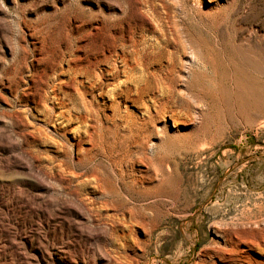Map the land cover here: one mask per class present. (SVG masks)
Here are the masks:
<instances>
[{
    "label": "rangeland",
    "instance_id": "rangeland-1",
    "mask_svg": "<svg viewBox=\"0 0 264 264\" xmlns=\"http://www.w3.org/2000/svg\"><path fill=\"white\" fill-rule=\"evenodd\" d=\"M263 221L264 0H0V264H222Z\"/></svg>",
    "mask_w": 264,
    "mask_h": 264
},
{
    "label": "bare ground",
    "instance_id": "bare-ground-1",
    "mask_svg": "<svg viewBox=\"0 0 264 264\" xmlns=\"http://www.w3.org/2000/svg\"><path fill=\"white\" fill-rule=\"evenodd\" d=\"M95 26V25H94ZM105 26V25H104ZM96 27H97V25H96ZM102 28V27H101ZM98 30V29H97ZM96 30V31H97ZM99 31V30H98ZM90 32H93V31H90ZM101 32V31H100ZM88 35V34H87ZM94 35V34H93ZM111 35V34H110ZM82 36V35H81ZM80 36V37H81ZM92 36V35H91ZM96 36V35H95ZM104 36V35H103ZM102 36V37H103ZM88 37H89V35H88ZM87 37V38H88ZM93 37V36H92ZM109 37V36H108ZM112 37H114V36H112ZM120 37V36H119ZM82 38V37H81ZM110 38V37H109ZM116 39V38H115ZM131 39V38H130ZM90 40H91V38H90ZM103 40V39H102ZM124 40V39H123ZM104 41V40H103ZM113 41H115V40H113ZM133 43H135L133 40H131ZM100 42V41H99ZM121 42V41H120ZM129 42V41H128ZM86 43H87V41H86ZM109 43V42H108ZM131 43V42H130ZM92 44V43H91ZM95 44H97V43H95ZM114 44V43H113ZM121 44H122V42H121ZM124 44V43H123ZM123 44H122V46H123ZM126 44V43H125ZM137 44V43H136ZM102 45V44H101ZM134 45V44H133ZM88 46V45H87ZM86 46V47H87ZM94 46V45H93ZM105 46V45H104ZM82 47V46H81ZM84 47V46H83ZM96 47H98V46H96ZM131 47H132V44H131ZM134 47V46H133ZM137 47H139V46H137ZM78 48V47H77ZM111 48V47H110ZM145 48V47H144ZM146 48H148V47H146ZM145 48V49H146ZM102 49V48H101ZM139 49V48H138ZM142 49V48H141ZM69 50V49H68ZM109 50V49H108ZM117 50V49H116ZM93 51V50H92ZM102 51V50H101ZM114 51V50H113ZM124 51V50H123ZM128 51H132V50H128ZM127 52V51H126ZM139 52H141V51H139ZM148 52H149V50H148ZM151 52V51H150ZM116 53V52H115ZM125 53V52H124ZM124 53H123V55H120V57H121V59H126L125 57H124ZM98 54V53H97ZM96 54V55H97ZM111 54V53H110ZM132 54V53H131ZM148 54V53H147ZM156 54V53H155ZM132 55H134V54H132ZM139 55V54H138ZM106 58V60H108V59H110V58H108L107 57V55H104ZM127 56V55H126ZM130 56V55H129ZM136 56V55H135ZM134 56V57H135ZM143 56H144V54H143ZM148 56V55H147ZM153 56V55H152ZM133 57V56H132ZM150 57V56H149ZM102 58V57H101ZM100 58V59H101ZM136 58V57H135ZM129 59V58H128ZM138 59V58H137ZM143 58H141V60H142ZM72 60V59H71ZM97 60V59H96ZM146 60V59H145ZM193 60H194V62H199V60H197V59H195V58H193ZM74 61V60H73ZM129 61V60H128ZM152 61V60H151ZM70 62V61H69ZM95 62V61H94ZM100 62H101V60H100ZM99 62V63H100ZM104 62V61H103ZM116 62H117V60H116ZM144 62V61H143ZM147 62V61H146ZM99 63H96V64H99ZM109 63V62H108ZM123 63V62H122ZM124 63H125V61H124ZM149 63H150V60H149ZM76 64V63H75ZM81 64H83V63H81ZM80 64V65H81ZM86 64V63H85ZM90 64V63H89ZM88 64V65H89ZM102 64V63H101ZM103 64H105V63H103ZM113 64H114V62H113ZM116 64V63H115ZM115 64L113 65V66H115ZM145 64V63H144ZM72 66V65H71ZM70 66V67H71ZM107 66V65H106ZM108 66H109V64H108ZM124 66V65H123ZM128 66V65H127ZM126 66V67H127ZM69 67V68H70ZM92 67H94V66H86V67H84L83 69H81V70H83L85 73H92V71H93V68ZM144 67H145V65H144ZM79 68V67H78ZM95 68V67H94ZM103 68V67H102ZM145 68H147V67H145ZM129 69V68H128ZM70 70H71V68H70ZM73 70H75V69H73ZM81 70H79V71H81ZM111 70V69H110ZM113 70V69H112ZM119 70V69H118ZM117 70V71H118ZM125 70V69H124ZM127 70V69H126ZM115 71V70H114ZM82 72V71H81ZM94 72V71H93ZM97 72V71H96ZM102 72V71H101ZM110 72V71H109ZM128 72V71H127ZM80 73V72H79ZM83 73V72H82ZM100 73V72H99ZM118 73V72H117ZM78 74V73H77ZM79 75V74H78ZM85 75V74H84ZM100 75V74H99ZM97 76V74H96V76L99 78H101V75L100 76ZM117 75V74H116ZM128 76V75H127ZM53 77V76H52ZM89 77V76H88ZM98 78H96V79H98ZM148 78V77H147ZM148 80V79H147ZM97 81V80H96ZM122 81V80H121ZM127 81V80H126ZM143 81V80H142ZM144 82V81H143ZM142 82V83H143ZM145 82H146V80H145ZM149 82V81H148ZM141 83V82H140ZM125 84V83H124ZM144 84V83H143ZM148 84V83H147ZM50 85V84H49ZM102 85V84H101ZM140 85H142V84H140ZM137 86H139V85H137ZM48 87V86H47ZM121 87V86H120ZM127 87V86H126ZM129 87V86H128ZM102 88V87H101ZM122 88V87H121ZM140 88V87H139ZM138 88V89H139ZM146 88V87H145ZM44 89V88H43ZM53 89V88H52ZM55 89V88H54ZM53 89V90H54ZM113 89V88H112ZM117 89V88H116ZM142 90H143V87H142ZM45 91V90H44ZM104 91V90H103ZM137 91H140V90H137ZM144 91V90H143ZM52 92V91H51ZM102 92V91H101ZM117 92V91H116ZM121 92V91H120ZM128 92H130V89H129V91ZM142 92V91H141ZM44 93V92H43ZM64 93H65V91H64ZM81 93H83V92H81ZM86 93V92H85ZM133 93H134V91H133ZM45 94V93H44ZM43 94V95H44ZM56 94V93H55ZM54 94V95H55ZM73 94V93H72ZM102 94V93H101ZM114 94V93H113ZM112 94V95H113ZM117 94V93H116ZM130 94V93H129ZM141 94V93H140ZM40 95V94H39ZM38 95V96H39ZM67 95H68V93H67ZM71 95V94H70ZM83 95V94H82ZM46 96V95H45ZM85 96V95H84ZM114 96V95H113ZM112 96V97H113ZM127 96H129V95H127ZM140 96V95H139ZM55 97V96H54ZM36 98V97H35ZM43 98H44V96H43ZM80 98V97H79ZM81 98H83L82 96H81ZM80 98V99H81ZM139 98V97H138ZM58 99V98H57ZM76 99V98H75ZM84 99V98H83ZM86 99V98H85ZM89 100V99H88ZM93 100V99H92ZM116 100V99H115ZM42 101V100H41ZM46 101V100H45ZM83 101V100H82ZM81 101V102H82ZM85 101V100H84ZM91 101V100H90ZM118 101V100H117ZM35 102V101H34ZM85 102H87V101H85ZM84 102V103H85ZM89 102V101H88ZM119 102V101H118ZM39 103H41V102H39ZM48 103V102H47ZM83 103V102H82ZM83 103V104H84ZM91 103V102H90ZM93 103H95V102H93ZM120 103V102H119ZM44 104V103H43ZM43 104H42V106H43ZM46 104V103H45ZM44 104V105H45ZM61 104V103H60ZM114 104V103H113ZM121 104V103H120ZM46 105H48V104H46ZM86 105H88V104H86ZM90 105V104H89ZM116 105H118V104H115V106ZM50 106V105H49ZM91 106V105H90ZM120 106V105H119ZM83 107H85V106H83ZM94 108H95V106H93ZM98 107H99V104H98ZM42 108V107H41ZM52 108V109H51ZM88 108V107H87ZM46 109V108H45ZM49 109V108H48ZM47 109V110H48ZM50 109L51 110H53V107H50ZM42 110V109H41ZM46 110V111H47ZM84 110V109H83ZM87 109H85V111H86ZM91 110H92V108H91ZM118 110V109H117ZM37 111H39V110H37ZM90 111V110H89ZM41 112H43V111H41ZM49 112V111H48ZM115 112V111H114ZM39 113V112H38ZM45 113V112H44ZM89 113V112H88ZM88 113H87V115H88ZM92 113V112H91ZM49 114V113H48ZM52 114V113H51ZM63 114V113H62ZM112 114V113H111ZM132 114V113H131ZM34 115V114H33ZM47 115V114H46ZM93 115V114H92ZM91 115V116H92ZM112 115H114V114H112ZM116 115V114H115ZM85 116H86V114H85ZM84 116V117H85ZM91 116H88V117H91ZM118 116V115H117ZM116 116V117H117ZM134 116V115H133ZM46 117V116H45ZM56 117V116H55ZM58 117V116H57ZM69 117V116H68ZM67 117V118H68ZM93 117V116H92ZM112 117V116H111ZM110 117V118H111ZM21 118V117H20ZM26 118V117H25ZM70 118V117H69ZM133 118V117H132ZM143 119H140V121H139V124H141V126H145V124L147 123V120L146 119H144V117H142ZM18 119H19V117H18ZM45 119V118H44ZM43 119V120H44ZM50 119V118H49ZM59 119V118H58ZM58 119H56L57 121H58ZM61 119H65V118H62L61 117ZM84 119H86V118H84ZM89 119V118H88ZM117 119V118H116ZM138 119V120H139ZM66 120V119H65ZM127 120V119H126ZM137 120V119H136ZM21 121V120H20ZM24 121V120H23ZM55 121V120H54ZM60 121V120H59ZM64 121V120H63ZM69 121V120H68ZM85 122H86V120H84ZM130 121V120H129ZM135 121V120H134ZM28 123V122H27ZM26 123V124H27ZM47 123V122H46ZM59 123V122H58ZM62 122H60V124H61ZM121 123V122H120ZM136 123V122H135ZM134 123V124H135ZM138 123V122H137ZM149 123V122H148ZM30 124V123H29ZM49 124V123H48ZM126 124V123H125ZM144 124V125H143ZM24 125V124H23ZM52 125V124H51ZM88 125V124H87ZM94 125V124H93ZM28 126V125H27ZM56 126V125H55ZM66 126V125H65ZM54 127V126H53ZM93 127V126H92ZM147 127V126H146ZM67 128V127H66ZM139 128V127H138ZM144 128V127H143ZM23 129V128H22ZM142 129V128H141ZM145 129V128H144ZM143 129V130H144ZM149 129V128H148ZM86 130V129H85ZM94 130V129H93ZM147 130V129H146ZM84 131V130H83ZM91 131V130H90ZM77 132V131H76ZM86 131H84V133H85ZM87 132H89V131H87ZM96 132V131H95ZM94 131H93V134L95 133ZM28 133V132H27ZM30 133V132H29ZM28 133V134H29ZM90 133V132H89ZM143 133V132H142ZM146 133H147V131H146ZM146 133L144 134V135H146ZM20 134V133H19ZM25 134V133H24ZM32 134V133H31ZM30 134V135H31ZM64 134V133H63ZM91 134V133H90ZM96 134V133H95ZM134 134H135V132H134ZM88 135V134H87ZM34 136V135H33ZM92 136V135H91ZM90 136V137H91ZM134 136V135H133ZM146 137V136H145ZM147 137H149V136H147ZM75 138V137H74ZM92 138V137H91ZM90 138V139H91ZM95 138V137H94ZM94 138H93V140H94ZM125 138V137H124ZM142 138H144V137H142ZM22 139H23V137H22ZM90 139H87V140H90ZM137 139V138H136ZM146 139V138H145ZM145 139H143V140H145ZM67 140V139H66ZM87 140H85V141H87ZM92 140V139H91ZM91 140H90V142H91ZM138 140L139 139H137V141H136V143H138ZM147 140V139H146ZM82 142V141H81ZM93 142V141H92ZM75 143V142H74ZM85 143V142H84ZM95 143L96 142H94V145H95ZM141 144V145H140ZM140 146H141V149H139L137 152H135V151H133L132 152V150H131V148H126L127 149V152L128 153H131V155L133 156V158L131 157L130 159H131V162H132V164H134L135 162H137V163H140L141 165H143L144 167L142 168V169H139L140 171H143V173H145V177H147V178H149V179H151V171H152V167H153V163H152V157H151V154H152V152H153V146H152V144H147V143H143V141H141L140 142ZM75 145V144H74ZM77 147H78V154H80L79 152H81V153H86L87 151H91V149H92V147H95L93 144H91V143H89V147L87 146H85V148H84V146L80 143V141L79 142H77ZM128 145V144H127ZM131 145V144H130ZM133 145H134V143H133ZM91 146V147H90ZM27 147V146H26ZM126 147V146H125ZM132 147V146H131ZM134 147V146H133ZM72 148V147H71ZM76 148V147H75ZM139 148V147H138ZM25 151V150H24ZM30 151V150H29ZM74 151V150H73ZM72 151V152H73ZM76 152V151H75ZM123 152V151H122ZM88 153V152H87ZM121 153V152H120ZM77 154V153H76ZM26 155V154H25ZM129 155V154H128ZM46 156V155H45ZM125 156V155H124ZM35 157V156H34ZM39 157V156H38ZM36 158V157H35ZM44 158V157H43ZM125 158H126V156H125ZM128 158H129V156H128ZM33 159V158H32ZM31 159V160H32ZM38 159H40V158H38ZM42 159V158H41ZM82 159V158H81ZM25 164H27V163H25ZM45 164V163H44ZM23 165V164H22ZM21 165V166H22ZM29 170H31L32 168H33V170H34V172L36 171L37 173H39V174H41L43 177H45L46 179H49L50 178V176H49V174L46 172V170L44 169H42L39 165H37L34 161H31V164L30 165H25ZM43 166V165H42ZM47 167V166H46ZM49 168V167H48ZM69 169V168H68ZM49 170V169H48ZM47 170V171H48ZM116 171V170H115ZM31 172V171H30ZM32 173V172H31ZM52 175H53V173H51ZM74 174V173H73ZM30 175V174H29ZM80 175V174H79ZM91 176H93V179L96 181V183L97 182H100L101 181V178H100V176H98V174H96V173H92L91 172ZM41 177V176H40ZM55 176L53 175V178H54ZM64 177V176H63ZM52 178V177H51ZM44 179V178H43ZM55 179H57V177L55 178ZM54 179V180H55ZM59 179H60V177H59ZM86 179V178H85ZM81 181V180H80ZM46 182V181H45ZM50 183V182H49ZM53 183V182H52ZM51 183V184H52ZM60 183V182H59ZM47 184V185H46ZM46 184H44V187H45V189L46 190H49V188L48 187H50V185H48V183H46ZM62 185H64V184H62ZM62 185H60V186H62ZM52 187V186H51ZM50 187V188H51ZM66 187V186H65ZM151 187V186H150ZM75 188V187H74ZM78 191H79V188H78ZM78 191H77V193H78ZM103 193V192H102ZM78 195V194H77ZM77 195H73V196H75L76 197V199L77 200H79L80 202H82V199H80V198H78L77 197ZM81 196V195H80ZM84 202V201H83ZM82 202V203H83ZM89 202V201H88ZM79 203V202H78ZM81 203V204H82ZM84 204V206L86 207V203H83ZM86 204V205H85ZM93 209V208H92ZM90 209H88V211H89ZM76 212V218L77 219H79V220H81V222L80 223H84V224H86V225H88V224H90L91 222H93V221H91V220H93V214H86V213H83L82 211L80 212V211H75ZM95 221V220H94ZM264 222V221H263ZM262 226H258V227H256V228H250V229H245V230H243V232L242 233H238V232H236V231H228L227 233H225V236L227 237V238H225L224 239V241H225V243H224V246L221 248V250L223 251L222 253H223V256H220L219 258H220V261L222 262V264H238L236 261L237 260H240V261H244L245 259H246V262H247V264H264V224H261ZM224 235V234H223ZM245 247H244V246ZM250 250H252L254 253L252 254V256H251V254H250ZM233 254H235V255H237V256H239V257H235V256H233ZM255 254V255H254ZM50 255V254H49ZM248 258H249V260H248ZM203 264H217L216 263V261H211V262H203ZM240 264V263H239ZM242 264V263H241Z\"/></svg>",
    "mask_w": 264,
    "mask_h": 264
}]
</instances>
